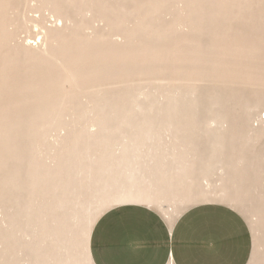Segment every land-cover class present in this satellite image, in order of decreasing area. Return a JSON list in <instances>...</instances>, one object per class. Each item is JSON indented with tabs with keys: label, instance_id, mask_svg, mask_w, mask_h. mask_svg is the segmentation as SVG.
<instances>
[{
	"label": "bare ground",
	"instance_id": "1",
	"mask_svg": "<svg viewBox=\"0 0 264 264\" xmlns=\"http://www.w3.org/2000/svg\"><path fill=\"white\" fill-rule=\"evenodd\" d=\"M120 1L121 0H0V51H2L4 54V58L0 59V91L5 90L6 92H8L9 99L14 104H17L20 101V94L23 91H29L37 94V97L33 98L34 104L28 110V114L33 113L35 109H38L40 111L44 110L45 113L48 114V116L41 117V119L43 120V124L41 125L42 129L46 128L45 123L47 122V120L50 117L53 118V114L57 112V110H59V108H61L64 103H66L70 99H73L70 96L72 94L64 93L65 95H63L62 91L57 88L58 74L56 72L55 66L53 65L54 63H51L48 59H45L42 56L38 55L39 57H35V60L31 63H28L30 59L29 58L25 62V64H21L25 69V76H30L36 69L43 67V70L40 71L43 73H41L40 75H35L32 79H28L24 82L20 81L19 74L13 75L10 70L7 71L5 68L9 67L11 64L16 65L18 62L17 59H13L12 57H10L8 53L12 54V52H16L18 55L24 54L28 55L29 57L31 56L34 47H36L37 45L35 43H37L38 41H42L43 38L41 40H32L31 38H29L25 43L20 42V32L22 30H31V28H33V26L31 25L34 23L41 22L42 24H44L46 19L50 15L55 17L57 23H55L53 27L48 28V26H46L47 28L45 29V34L49 35L51 44L57 46L58 48L55 50L49 49L48 54L60 52L58 58L65 62L70 67V69L77 72V76L81 78L80 80L83 82V84L87 83L93 89V91L89 93V96L82 97L85 98L88 103L86 109H89V111H101V109L105 108L102 106L103 101L105 100L104 98L99 97V94L104 96L108 91L101 90V88L110 84V82H126L127 79L124 77V75L128 73L131 68H133L132 63L135 62V57L133 56V47L130 52H125L110 45L130 46L137 37L154 32L156 29H160L162 31V34L158 38V40L163 42L165 41L164 43H166L169 41V35L173 32L172 28L176 27L180 30H189L193 25L191 18H185L179 21L174 20V22L169 27L163 26L162 24L158 27L156 24H154L155 21L153 22L154 19H157L159 17L161 18V16L166 17L170 14L174 15L176 12L184 14H201L204 18V25L205 27H207L211 25L210 19L215 23L224 21L225 19L232 20L236 18L237 20L244 15L246 10L256 12L261 9L259 5L260 0H158L156 3H154V1L152 0H145L146 2L144 1V4H147L146 6L151 7L148 11L145 10L146 6H144L143 3L138 4L137 0H130L131 2H133V6L131 7V9L126 7L124 4V2H126L127 0H122L124 1L122 3ZM171 3L176 4L174 6L175 11L173 10L174 7ZM176 6L178 7L177 11ZM21 8H23L24 11ZM235 9L237 13L233 14L232 11ZM213 10L215 11L212 12ZM22 17H25L31 24L26 25L20 23V18ZM132 18L137 19V27H135L134 30H128V28L126 30L122 29L123 26L126 27V25L130 24ZM147 18H152L153 20L148 23H144V19ZM97 22H102V24H104V31H97ZM58 23H60L61 25H58ZM261 24H264V21L261 22ZM88 30H91V33H88ZM115 35H119L122 39L120 41L115 40ZM221 36L218 37L221 38ZM192 37L193 36L184 37L182 39L178 38L174 46L169 48V50L164 51V53L161 55V59L164 61V64L160 69L164 70V76H167L165 78L166 80H193L198 77L209 76V71L197 68L199 62L203 61V59L201 56L202 54H200L201 51L199 52V50L189 48L194 47L193 44L196 42V40ZM204 40H208V38ZM158 42L159 41H157L156 43ZM211 42H213V40ZM142 49H144L143 42H141L137 47V50H140L138 51L140 55L144 52V50ZM200 49L204 48L202 47ZM157 50L158 49H154L153 52H156ZM205 54L209 53L207 52ZM38 61L42 62L34 64ZM221 63L222 62H220V64ZM250 63L249 67L251 68L253 63ZM224 67V71H228ZM234 67H236L235 62L233 63L231 61L229 72L232 71ZM116 68L124 70V73L121 77L116 73ZM215 70L216 68L212 67V71L215 72ZM247 71L248 70H243L244 73H249V71ZM201 72L204 73L200 75ZM240 73V71H237L235 73L236 80H243V76ZM248 83L264 86V78L261 80L249 78ZM2 86H4V89L2 88ZM138 86L141 85L138 84ZM204 89H206V87ZM187 90H189V93L195 91V89ZM242 90L244 89L242 88ZM182 92L183 91H181V94ZM142 94H144V92L140 93V95ZM79 96H76L75 98ZM48 97H52L50 101L51 107L44 108L45 104L48 102ZM168 98L167 100H170ZM81 101L83 103V100ZM173 102L171 103L170 101L168 104H165L163 110L178 109L175 107V104ZM248 102H251L250 99ZM200 103H203V101ZM200 103L198 104V102L196 103V101L194 100L187 103V108L199 109ZM183 104L186 103L184 102ZM250 104L253 105L254 103ZM141 105L136 102L133 109H141ZM256 106L259 108L260 105H257L256 103ZM1 107L4 110L7 109L6 104H2ZM220 107L223 108L224 106ZM206 108H208V111L214 110V107L210 104ZM236 108L239 109V106ZM248 108L249 110L253 109L252 107ZM60 110L62 112V109ZM247 112L248 114L246 116H242L241 118H239V120L243 121L239 125H237L235 122V124L233 125L228 124L229 122H226V116L219 115L218 117L213 118L214 121L209 124L210 126L208 125L209 127H207L210 132L215 130V134H217L213 135L214 133L211 132L215 139H211V141H209V144L206 142H204L205 144H203L201 140H197L198 138L196 139L194 137H191L190 135H187V133H185L186 131H188L187 129H181V131H184V133L181 131L160 130V128L155 131L150 128L152 125L147 124H140L138 126L142 129H137L135 125H126L128 127L130 126L136 128L139 132L133 131L125 133L123 134L124 136L122 137V139H120L121 137L119 136L120 138L114 141L111 140V138L107 137V135L109 134V126H103V124H100V121L99 123L95 121L88 122L85 127L88 134V138H86V141H89L87 142V144L89 145H87V147H83L84 152L82 153V155L79 153V158L73 162V167L67 168L65 171L68 172L73 169V171L76 172L77 175L75 177V182L72 179H67L66 177H62L66 179L61 178L60 180H53L52 176L49 173V171L51 170L50 168L47 169L48 171L39 170L37 172L29 174L28 177L30 180L28 185L26 186V192L24 196L22 197L21 195L20 197L18 195H15L9 207H7L6 209L4 208L5 216L2 219L3 224L11 225L7 227V229H10L12 226H16L14 228L18 229L15 230V233H12L13 239L11 249H13V252L10 249V244L5 249V252L9 253L10 255L15 256V254H18L19 256H21L20 261L22 262V264H84L83 261L85 260L80 261L79 254H81L82 252L86 253V247L89 248L90 236L88 237L86 234H84L83 238L81 240H78L77 236L75 237L74 234V228L82 220L86 219H84L83 215L89 209V206H87V199L83 195L84 192H88V194H90L93 198V205L95 206L92 207V209L100 210L104 205L111 202L119 204L123 203L124 201H140L139 195L138 197H131L132 193H134L137 188L140 190V192L143 193V191H141V188H143L144 186V189H146L148 193H154L159 192V187L164 185V188H171L170 191L175 192L174 194L176 195V198L172 200L176 201V204L178 205L179 209H181V211L184 210L187 206L189 207L190 205H192V203H195L201 198L207 196L204 185L210 188V181L208 177H210L211 174L210 172H207V167L214 166L216 163V167L219 168V164L221 163L220 159L214 158V161V159L211 158V155H216L217 157L214 149L219 147L218 157L221 158L224 156L225 160L228 163L230 162V159L228 155L226 156L227 153L223 150L224 145L222 144L223 141L227 142L225 145L229 143L228 137L229 139H231V142L236 141L238 142L237 145H239V142L242 144L246 139H248L246 143L250 141L255 142V140H259V138L264 136V116L260 115L259 119H257L249 115V111ZM4 113L5 112L0 111V115H4ZM18 116L21 117L20 114ZM27 117L32 118V114L27 115ZM56 118L58 117H55V119ZM103 118L99 116H93L89 119L100 120ZM215 119H219V122L217 123ZM232 119L235 118L233 117ZM160 120L162 121L163 119ZM102 121L104 122V120ZM166 121H171V124L169 126L173 124H175L176 126H187L183 124V122L185 121V119L183 118H170ZM194 121H196V119H194ZM63 125L53 130V133H51L50 135H46L45 138H55V143H59L60 141H69L70 135L68 133V127H66L67 125ZM69 125L70 124L68 123V126ZM156 126H166V124H159ZM218 134H220L219 138L217 137ZM209 137L207 140L210 139ZM237 145H235V147L232 146L233 148L231 149L234 151V153L236 151L235 154L233 153L234 155H232V159L233 161L237 162L235 163V168H233L232 171L237 172L236 169H239L238 164H242V162H248V164H261L262 162H264V153L256 157L247 158L243 155H239V157H237L238 150H242V153L244 150L243 145L238 149L236 148L238 147ZM30 146L31 145L28 142L26 148L22 147V149L18 150V154H22L23 149H27ZM207 149H209V151H207ZM229 154H231V151ZM199 155L200 157H202L200 161L197 162V157ZM85 163L88 164L85 165ZM24 164L25 163H23L22 166ZM194 164H200V178L196 177L197 179L195 178V176L189 175L190 173H195L191 172V167ZM7 166L8 171L4 175L5 178L9 177V175L13 171V166L17 167V164L15 165L12 163L10 166ZM30 166L33 167L34 163L30 162ZM58 168L60 171L61 167L59 166ZM248 168H250V166ZM172 172L176 173L175 180L167 179L168 181H162L164 180V178H162V180H160L161 178H158L163 176L165 177L167 175L170 176L169 173ZM157 173L160 175H157ZM262 174H264V168H261L256 175L259 178H262L259 176ZM241 175L243 174H239L240 177ZM245 176L246 175L244 174L243 179ZM39 177H42V179ZM18 183L19 182H16V184ZM160 183L162 184L161 186L159 185ZM161 188L162 192L164 188L163 186ZM79 190H82L83 192H79ZM127 197H129L130 199L127 200ZM156 199L162 201L166 200L167 198L158 196ZM8 210H14V212L12 213ZM59 213L60 216H58ZM20 215H26L28 219V222L24 226L21 225L22 223L19 219ZM92 215L95 216L96 214L94 215L92 213ZM261 225H263V223ZM50 243L51 245L49 246ZM13 261L11 262L13 263ZM259 264H264V259H262Z\"/></svg>",
	"mask_w": 264,
	"mask_h": 264
},
{
	"label": "rangeland",
	"instance_id": "2",
	"mask_svg": "<svg viewBox=\"0 0 264 264\" xmlns=\"http://www.w3.org/2000/svg\"><path fill=\"white\" fill-rule=\"evenodd\" d=\"M144 1L145 0H137V3L144 4ZM152 1L156 3L158 0H152ZM120 2L122 3L124 1L121 0ZM124 4L129 9H131V7L133 6V2H131L130 0H127L126 2H124ZM146 5L147 4H144V6ZM175 5H176L175 3L172 4L173 7ZM259 5L261 7L260 10L256 12L246 10L244 15L237 20L236 18L232 20L230 19L231 21L225 19L224 21L215 23L210 19L211 25L207 27H205L204 25L205 24L204 18L201 14H184V13L176 12L174 15L170 14L171 16L168 15L166 17L161 16V18L159 17L154 20L152 18L144 19V23H148L151 20H153V22L155 21L154 24H156L158 27L161 24L163 26L169 27L174 22V20L179 21L185 18H191L193 25L189 30L188 29L180 30L176 27L172 28L173 32L169 35V39H168L169 41L166 43H164L165 41L163 42L158 40V38L162 34V31L160 29H156L154 32H151L149 34H144V36L137 37L131 43L130 46L110 45L125 52H130L133 47L134 48L133 56L135 57V62L132 63L133 68H131L128 71V73L124 75V77L127 79L126 82L124 83H118L117 81L110 82V84L103 86L101 88V90H108L104 96L98 93L99 97L104 98L105 100L103 101L102 104V106L105 108L101 109V111L98 110L89 111V109L88 110L86 109L88 103L86 99L82 97L89 96V93L92 92L93 89L89 84L87 83L83 84V82L80 80L81 78L77 76L78 75L77 72L70 69V67L65 62H63L58 58L60 52L48 54L49 49L55 50L58 48L57 46L51 44L49 35L45 34V29L47 28L46 26H48V28L53 27L55 23H57L55 17L50 15L48 16L44 24H42L41 22L34 23L31 25L33 26L31 30H22L19 35L20 42L25 43L29 38H31L32 40L34 39L41 40L43 38V40L38 42L36 41L37 43L35 44L37 45L36 47H34V50L32 51L33 53L31 54L30 57L24 54L18 55L16 52H12V54L8 53L10 57H12L13 59H17L18 62L16 65L11 64L9 67H5L6 70L7 71L10 70L13 73V75L19 74L20 81L24 82L28 79H32L35 75H40L41 73H43L40 72L41 70H43V67L36 69L33 72V74H31L30 76H25L24 75L25 69L22 67L21 64H25V62L29 58L30 59L28 63H31L35 60V57L42 56L45 59H48L51 63H54L53 65L55 66L56 72L58 74L57 88L62 91L63 95H65L64 93L72 94L70 96L73 99H70L71 101L68 100L66 103H64V105L61 108H59V110H57V112H55L54 114L52 113L53 118L50 117L45 123L46 128L42 129L41 125L43 124V120L41 119V117L48 116V114H46L44 110L40 111L38 109H35L33 113H29L32 114V118L27 117V115H29L28 110L34 104L33 98L34 97L36 98L37 94L29 91H23L20 94V98H19L20 101L17 104H14L9 99L8 92H6L5 90L0 91V111L5 112L4 115H0V264H15V263L22 264V262L20 261L21 256H19L18 254H15L14 256L5 252V249L9 246V244L11 249V244L13 239L12 233H15V230L17 228L15 229L14 227L16 226H12L10 229L9 228L7 229V227L11 225L3 224L2 219L5 216L4 208L6 209L7 207H9L15 195H18L20 197L21 195L22 197L24 196L26 192V186L28 185L30 180L28 177L29 174L37 172L39 170L45 171L48 168H50L51 170L49 171V173L52 176L53 180L54 179L60 180L62 177H66L67 179H72L75 182V177L77 175L76 172H74L73 169H71L68 172L65 171L67 168L73 167L74 165L73 162L79 158V153L82 155V153L84 152L83 147H87V145H89L87 144V142L89 141H86V138H88V134L86 132V127H85L88 122L95 121L99 123L100 121V124H103V126H109V132H108L109 134L107 135V137L111 138V140L114 141L116 139H119L120 137H121L120 139H122V137L124 136L123 134L125 133H129L133 131L139 132L137 129H142V128H139L138 126L140 124H147V125H152L150 128L155 131H157V129L159 128L160 130H167V131H181V129H187L188 131L185 132L187 133V135H190L191 137H194L196 139L198 138L197 140H201L203 144H205L204 142L209 144V141H211V139H215L213 135L217 134V133L215 134V130H214L211 131L212 133H214L212 135L210 130L208 129V127L210 126L209 124L214 121L213 118L218 117L219 115L226 116L227 117L226 122H229L228 124L233 125L236 123L237 125H239L243 122L239 120V118H241L242 116H246L248 114L247 111H249V115L257 119H259L260 115L264 116V86L259 84L248 83L249 78H253L256 80H261L264 78V63H262L264 62L263 61L264 60V24H261V22L264 21V0H260ZM150 8L151 7L146 6L145 10L148 11ZM21 9L24 11L23 8ZM173 10L175 11V7L173 8ZM177 10L178 7L176 6V11ZM214 11L215 10H213L212 12ZM232 12L233 14L237 13L236 9L233 10ZM20 23L26 25L31 24L25 17L20 18ZM137 23H138L137 19L132 18L130 24L126 25V27L123 26L122 29L126 30L128 28V30L130 29L134 30L135 27H137L136 26ZM58 25L61 24L58 23ZM103 25L104 24H102V22H97L96 23V27L98 28L97 31L99 32L104 31ZM88 33H91V30H88ZM220 34L223 35L221 36ZM188 36H193L192 38L196 40V42L193 44L194 47H189V48H192L194 50H199V52L201 51L200 54H202L201 56L203 61L199 62L197 68H201L209 71V76L198 77L193 80H176V79L166 80L165 78L167 76H164V70L160 69L164 64V61L161 59V55L164 53V51L169 50V48L173 47L178 38L182 39ZM218 36H221V38ZM119 37H120L119 35L114 36L115 40L120 41L122 38ZM207 38L208 40H204ZM212 40L213 42H211ZM157 41L159 42L156 43ZM141 42L144 43V49H142L144 50V52L140 55V53L138 52L140 50H137V47L140 45ZM202 47L204 49H200ZM154 49H158V50L156 52H153ZM207 52L209 54H205ZM34 53L37 55H35ZM2 58H4V54L2 51H0V59ZM231 61L233 63L235 62L236 67H234V69L229 72ZM249 61L252 62L253 64L250 63ZM39 62L42 61L35 62L34 64ZM220 62L222 63L220 64ZM249 63L252 64L251 68L249 67ZM212 67L216 68L215 72L212 71ZM223 67L228 71H224ZM115 70L120 77L124 73L123 69L116 68ZM154 70L155 71L159 70V71L155 72ZM243 70L245 71L248 70L249 73H244ZM237 71L241 72L240 74H242L243 80L235 79L236 78L235 73ZM204 72H201L200 75H202ZM0 81H1V75H0ZM138 84L142 86V89L141 86H138ZM189 87H193V88H189ZM205 87L206 89H204ZM2 88L4 89V86H2ZM242 88L244 90H242ZM174 89L176 92L174 91ZM187 89H195V91H193L194 93L193 92L189 93V90ZM181 91H183L182 94ZM141 92H144V94L140 95ZM46 93H47V89H46ZM168 94H169V98H168ZM76 96L79 97L75 98ZM167 98L170 100H167ZM51 99L52 97H48V102L45 104L44 108L51 107V103H50ZM249 99L251 101L250 103H254L253 105L248 102ZM81 100H83V103ZM194 100L196 101V103L198 102V104L203 101V103H200L199 109L187 108L188 105L187 103L192 102ZM170 101L171 103L175 101L173 103L175 104V107L178 109L163 110L165 104H168ZM136 102L139 103L140 105L143 103L141 105L142 106L141 109L138 108L133 109V107H135ZM184 102L186 104H183ZM256 103L257 105L258 104L260 105L259 108L256 106ZM2 104L7 105L6 110H4L1 107ZM209 104L214 107V110L208 111V108L206 107H208ZM245 104L249 106H246ZM219 105L222 107L224 106L223 107L224 109L221 108ZM238 106L239 109L236 108ZM112 107L113 108L115 107L114 110ZM248 107H252L253 109L249 110ZM60 109H62V112ZM19 114L21 115V117L18 116ZM93 116H99L104 118L100 120L89 119L90 117ZM122 116L126 119H124ZM55 117L58 118L55 119ZM233 117L235 119H232ZM170 118L173 119L183 118L185 119L183 124L187 126H176L175 124L169 126L171 124V121L168 122L166 120ZM160 119L163 120L161 121ZM194 119H196V121H194ZM102 120H104V122ZM191 121L194 122L195 124L192 123ZM215 121L218 123L219 119H215ZM68 123L70 124L69 126ZM172 123H178V122H172ZM130 124L135 125L137 129L134 127L126 126ZM159 124H166V126H160V127L156 126ZM62 125L63 126L67 125L66 127H68V133L70 135L69 141H60L59 143L58 142L55 143L54 140L55 138H50V139L45 138L46 135H50L51 133H53V130L57 129L59 126ZM181 132L184 133V131ZM208 134L210 137L208 136ZM208 137L210 138L209 140H207ZM217 137L219 138L220 134H218ZM247 140L248 139L244 140L242 144L239 142V145H237L238 142L236 141L231 142V139H229V137H228L229 143L227 145H225L227 142L223 141L222 143L224 145L223 150L227 153L226 156L227 155L229 156L230 162L232 163L230 162L227 163L224 156L221 158L218 157L219 147H217L218 149L216 148L217 150L214 149L215 153L217 154V157L216 155H211V158L212 159L218 158L220 159L221 163L220 164L217 163L219 164V168L216 167V163L214 166L207 167V172L211 173L210 177H208L210 181V185H209L210 188L204 185L206 189L205 192H207V196H205L206 198L205 197L201 198L199 201L192 203V205H190L189 207L200 203H209L207 205H216L213 203H221L238 211L245 218L252 232L253 251H252L251 259L248 264H259L261 260L264 259V232H263L264 231L263 230L264 229V174L259 175L262 178H259L256 174L259 172L261 168H264V162H262L261 164H248V162L247 163L242 162V164H238L239 169H236L237 172L232 171L233 168H235L236 165L235 163H237L232 159V155H234L236 151L234 153V151L231 149L235 147V145L238 146L236 147L237 149L242 145L244 148L243 150L244 154L242 153V150H238L237 157H239V155L246 156L247 158L256 157L264 153V136L259 138V140H255V142L250 141L246 143ZM28 142L30 143L31 146L27 149H23L22 154H18V150L22 149V147L26 148ZM45 146L48 147L46 148ZM207 151H209V149H207ZM230 151L231 154H229ZM201 157L200 155L197 157L198 158L197 162L200 161ZM30 162L34 163L33 167L30 166ZM12 163L15 165L17 164V167L13 166L12 168L13 171L11 172L9 177L5 178L4 175L8 171L7 165L10 166ZM23 163L25 164L22 166ZM87 164L88 163H85V165ZM199 165L200 164L197 165L194 164L191 167V172H195V173L193 174L190 173L189 174L190 176H195V178L196 177L200 178ZM59 166L61 167L60 171L58 168ZM249 166L250 168H248ZM239 174H243V175H241L240 177ZM244 174L246 175L245 176L246 178L244 177L243 179ZM39 178L42 179V177ZM66 178H62V179H66ZM16 182L19 183L16 184ZM231 185L234 187H232ZM80 191L83 192L82 190H79V192ZM141 193L142 192H140V190L137 188L134 191V193H132L131 197L134 196L138 197L139 195L141 199L142 197L140 195ZM147 193L148 192L146 191V189H144V202L146 201L145 199H148V202L151 203L153 202L151 197L156 196L157 198L156 194H158L159 192H154L153 194L149 192L148 197H147ZM159 194L161 196L163 195L162 193ZM83 195L87 199V203H88L87 206H89V209L83 215L84 219L85 218L86 219L82 220L76 226L77 228L76 227L74 228V234L75 237L77 236L78 240H81L84 234H86L88 237L91 235V231L95 222L106 210L112 208L115 205H119L127 202H136V200L124 201L123 203H119V204H116L115 202H111L109 204L104 205L103 208H101L100 210L97 209L98 210L97 211L95 209H92V207H94L95 205H93V198L91 197V195L88 194V192H84ZM126 199L129 200L130 198L127 197ZM154 201L155 202L159 201L160 202L159 204L165 202V200L161 201L158 199H154ZM189 207L187 206L185 209ZM229 210L231 209L229 208ZM9 212L13 213L14 210ZM91 212L94 215L95 214L96 215L93 216ZM160 213L164 215L163 212L160 211ZM235 213L238 215L240 219L239 222L241 224L240 227L241 232L239 231L237 234V239L239 238L238 241H246L247 243H251V239H252L251 232L246 221L243 219V217L239 215V213L237 212ZM179 214L180 211L177 212L175 211L172 213V216L173 215L177 216ZM58 216H60V213L58 214ZM19 219L21 220L22 226H24L28 222L26 215L25 216L20 215ZM84 222L86 225L84 224ZM262 223L263 225H261ZM50 245L51 243L49 244V246ZM11 250L13 252V249ZM245 250L246 252L248 251L247 247L245 248ZM82 253L79 254L80 261L85 260L83 261L84 264H92L89 248L86 247V253L83 254ZM11 261H13V263Z\"/></svg>",
	"mask_w": 264,
	"mask_h": 264
},
{
	"label": "crops",
	"instance_id": "3",
	"mask_svg": "<svg viewBox=\"0 0 264 264\" xmlns=\"http://www.w3.org/2000/svg\"><path fill=\"white\" fill-rule=\"evenodd\" d=\"M169 174L158 178L176 179V173ZM161 187L159 193L167 198L164 203H149L148 199L144 202L143 186L140 201L115 205L97 219L89 241L92 264L249 263L253 251L252 232L238 211L221 203H200L181 212L172 200L176 198L175 192L167 187L161 192ZM159 193L157 197L161 196ZM151 198L154 200L156 196ZM175 211L180 214L172 216ZM235 212L246 221L251 243L238 241L241 224Z\"/></svg>",
	"mask_w": 264,
	"mask_h": 264
}]
</instances>
